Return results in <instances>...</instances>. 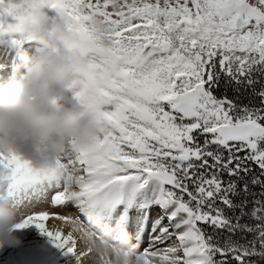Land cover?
Segmentation results:
<instances>
[{
	"label": "snow or ice",
	"instance_id": "1",
	"mask_svg": "<svg viewBox=\"0 0 264 264\" xmlns=\"http://www.w3.org/2000/svg\"><path fill=\"white\" fill-rule=\"evenodd\" d=\"M45 22L105 127L47 167L0 157L17 231L49 264H264V0H0V37L39 50ZM49 199L67 235L26 212Z\"/></svg>",
	"mask_w": 264,
	"mask_h": 264
},
{
	"label": "clouds",
	"instance_id": "2",
	"mask_svg": "<svg viewBox=\"0 0 264 264\" xmlns=\"http://www.w3.org/2000/svg\"><path fill=\"white\" fill-rule=\"evenodd\" d=\"M65 27L42 23L39 50L19 53L14 76L0 75V157L13 155L47 167L73 142H91L105 125L72 94L77 51L62 41ZM9 169L0 163V247H20L16 225L24 212L7 195Z\"/></svg>",
	"mask_w": 264,
	"mask_h": 264
},
{
	"label": "bare ground",
	"instance_id": "3",
	"mask_svg": "<svg viewBox=\"0 0 264 264\" xmlns=\"http://www.w3.org/2000/svg\"><path fill=\"white\" fill-rule=\"evenodd\" d=\"M13 43H15L14 39L7 41L5 39L0 38V75L14 76L17 72V65L19 63V53L23 52L24 50H37V45L34 43H22L20 46L17 47ZM48 203L50 208L49 211L45 207L36 205L40 207L41 211H47L50 214L51 218L46 222V227L52 231L61 230L65 235H67L68 231H70V226L64 224L61 220L56 219L55 216L64 214V216H72L73 218H75L78 215L77 210L75 208L64 210L61 207L52 206L50 199ZM36 206L34 208L26 210V212H39V210L36 209ZM17 235H19L23 239L24 243L22 244V246L15 247L13 249L12 247H4V249L2 250V252L4 253V255H2L3 257H8L11 255L15 258L18 251V254L22 253L21 249H23V246L26 244L27 241L35 240L39 238V236L40 238L47 239L34 226L26 230L17 231ZM82 247V245L78 246V248L80 249H82ZM53 252H55V249L51 248L49 243L45 245L42 244V248L35 251L36 255L41 256L47 260H49V257ZM22 256H24V259L29 257L28 253ZM17 264L20 263L17 262ZM83 264H88V260L86 259Z\"/></svg>",
	"mask_w": 264,
	"mask_h": 264
},
{
	"label": "rangeland",
	"instance_id": "4",
	"mask_svg": "<svg viewBox=\"0 0 264 264\" xmlns=\"http://www.w3.org/2000/svg\"><path fill=\"white\" fill-rule=\"evenodd\" d=\"M6 37V38H5ZM1 39H5L7 41L11 40V39H14V42L13 43L16 47L17 46H20L22 43H17L16 42V37L15 36H10V35H6V36H3V37H0ZM24 44L26 43H34V42H23ZM35 44V43H34ZM257 192L259 191V189H255ZM40 206L42 207H45L48 211L50 210L49 208V203H42V204H39ZM36 209L39 210V212H41L40 210V207L39 206H36ZM75 211V210H74ZM67 214V212H66ZM64 216V214H62ZM48 241L47 239L45 238H37L35 240H31V241H27L26 244L23 246V249L22 250V253L21 254H18L19 251L17 252L16 254V257H19V259H15V264H17V262H19L20 264H49V260L41 257V256H38L36 255L35 251L36 250H39L42 248V244L45 245L47 244ZM147 244V241L145 243V245ZM13 249V248H12ZM29 255V257H27L26 259H24L22 255L24 254H27ZM0 254L1 255H4V253L2 251H0ZM15 257V258H16Z\"/></svg>",
	"mask_w": 264,
	"mask_h": 264
}]
</instances>
